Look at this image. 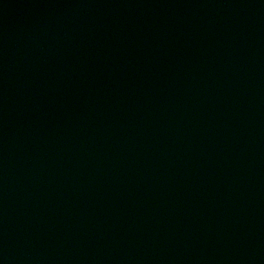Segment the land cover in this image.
<instances>
[{
    "label": "water",
    "instance_id": "1",
    "mask_svg": "<svg viewBox=\"0 0 264 264\" xmlns=\"http://www.w3.org/2000/svg\"><path fill=\"white\" fill-rule=\"evenodd\" d=\"M0 264H264V0H0Z\"/></svg>",
    "mask_w": 264,
    "mask_h": 264
}]
</instances>
